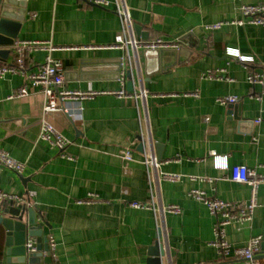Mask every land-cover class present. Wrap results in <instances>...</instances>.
Segmentation results:
<instances>
[{
	"label": "crops",
	"instance_id": "crops-1",
	"mask_svg": "<svg viewBox=\"0 0 264 264\" xmlns=\"http://www.w3.org/2000/svg\"><path fill=\"white\" fill-rule=\"evenodd\" d=\"M108 1L105 7L78 0H25L16 44L56 47L30 50L29 68L37 69L50 54L62 63L67 88L104 93L69 100L67 112L46 114L72 142L64 157L38 138L45 101L40 88L25 98H9L25 78L8 73L0 79V147L27 165L22 174L0 169V189L22 196L28 207L37 206L43 236L49 245L51 239L55 243V264H147L149 249L159 242L154 211L130 203L153 198L156 207L178 205L181 210L163 214L167 235L159 243L167 264H248L220 257L212 244L216 219L190 191L244 201L250 186L231 180L232 166L264 174V81L248 80L250 72L264 74V25L234 23L243 18L242 4L264 0ZM117 4L128 9L137 41L161 37L180 41L181 48L164 49L158 56L142 47H110L122 30ZM218 23L219 28H209ZM229 48L253 61L230 57ZM15 55L14 49L9 63ZM121 71L133 97L117 94L123 87ZM208 72L222 78H207ZM194 91L199 95L184 94ZM222 96H235L237 102L222 105L217 102ZM123 149L134 155L126 169ZM147 154L156 155L158 170L143 163ZM164 172L183 176L172 182L162 178ZM90 195L98 201L78 202ZM226 233L236 247L261 235L257 263L264 264V184L252 221L229 224ZM28 241L37 244L36 238ZM3 242L0 228V249Z\"/></svg>",
	"mask_w": 264,
	"mask_h": 264
},
{
	"label": "built area",
	"instance_id": "built-area-1",
	"mask_svg": "<svg viewBox=\"0 0 264 264\" xmlns=\"http://www.w3.org/2000/svg\"><path fill=\"white\" fill-rule=\"evenodd\" d=\"M84 3H91L101 6H109L108 0H78ZM116 11L122 20V30L116 37V42L110 47L128 49L131 45L134 48L142 47L143 49H179L181 46L180 41L166 40L158 37L153 40L139 42L133 36L132 23L130 21V14L125 6L116 5ZM241 11L243 18L234 21L236 24L243 25L245 23L254 25H264V2L259 4H242ZM222 23L209 26V28H219ZM129 34V35H128ZM56 47L50 43H40L37 41H20L15 46L14 61L0 64V79L6 74H21L25 78V83L18 87L9 98H25L28 97L32 90L40 88L45 97L42 117L40 118V128L38 138L47 141L52 147L57 148L60 154L68 157L66 154L67 147L72 143L67 139L58 129L46 119V114L56 111H65L64 104L69 100H86L92 99L98 94L104 93L94 90H76L69 89L65 84V74L62 63L54 59L50 54L46 56L45 60L35 70H31L27 65V54L30 50L43 49L52 51ZM227 54L232 58H238L241 61H253L252 57H246L235 49H228ZM129 57V56H128ZM207 78H222V75L208 72L204 75ZM123 87L117 94L121 97H133V93L125 90V72L121 71L119 76ZM248 80L252 84H261L264 81V74L259 72H250ZM185 95L198 96L197 91L185 92ZM217 102L222 105L232 104L237 102L235 96H222L217 98ZM261 118L256 121L261 122ZM121 158L125 162V169L131 161H134V155L130 149H123L120 153ZM71 158V156H69ZM143 163L147 167L154 170L160 168V162L155 154H147L144 156ZM26 163L12 157L5 149L0 147V169H10L19 174H22L26 169ZM150 183H152V173L148 169ZM183 175L179 173H162V178L168 181H179ZM192 179H205V177L191 176ZM231 180L235 182L246 183L250 186V198L244 201H226L216 196H208L205 191L200 189H193L190 195L202 201L211 215L215 217V224L213 227L214 241L213 245L218 250L221 258H240L245 260L248 264H258L257 258L261 252V243L263 237L261 235L252 236L248 239L244 246L236 247L228 239L226 227L232 223H246L253 219L254 210L258 205V191L261 184H264V174H259L255 169H251L245 165H234L231 168ZM151 191L152 184H151ZM14 201L15 203L23 202V197L17 194L8 193L0 189V202ZM98 199L94 195H90L84 200L78 202L92 203ZM133 207L148 208L154 211L156 219L157 240L161 242L166 235V227L163 214L166 212L179 213L180 207L178 205H168L156 207L154 198L150 203L131 202ZM27 247L29 250L34 251L35 246L32 242L28 241ZM50 247L54 249L55 243L53 239L50 240Z\"/></svg>",
	"mask_w": 264,
	"mask_h": 264
},
{
	"label": "water",
	"instance_id": "water-1",
	"mask_svg": "<svg viewBox=\"0 0 264 264\" xmlns=\"http://www.w3.org/2000/svg\"><path fill=\"white\" fill-rule=\"evenodd\" d=\"M24 9L25 0H0V62H8L16 46L25 17ZM136 29L138 33L141 30L140 27ZM144 52L161 56L164 49H145ZM127 76H130L129 69ZM131 86L128 82V89L131 90ZM37 209V206L28 207L14 201L0 202V228L4 239L0 264H55L51 247L37 220ZM30 238L37 240L34 251L27 247ZM148 256L147 264H167L165 251L159 242L149 249Z\"/></svg>",
	"mask_w": 264,
	"mask_h": 264
}]
</instances>
